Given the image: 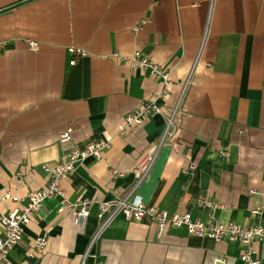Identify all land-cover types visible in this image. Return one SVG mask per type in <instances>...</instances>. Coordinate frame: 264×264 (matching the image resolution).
I'll return each mask as SVG.
<instances>
[{"label": "crops", "instance_id": "0c3cea01", "mask_svg": "<svg viewBox=\"0 0 264 264\" xmlns=\"http://www.w3.org/2000/svg\"><path fill=\"white\" fill-rule=\"evenodd\" d=\"M0 42V215L41 189L42 166L68 148L111 142L62 181L70 201L92 202L89 219L77 225L59 213L60 196L45 200L4 264H245L239 242L185 226L160 234L123 214L90 243L98 202L125 196L154 155L137 191L146 205L264 227V210L253 214L264 205V0H0ZM136 50L170 72L168 85L112 57ZM158 95L162 111L120 134L124 117ZM200 197L222 207L199 208ZM39 237L49 240L43 253ZM256 247L264 264V241Z\"/></svg>", "mask_w": 264, "mask_h": 264}, {"label": "built area", "instance_id": "2783aa9c", "mask_svg": "<svg viewBox=\"0 0 264 264\" xmlns=\"http://www.w3.org/2000/svg\"><path fill=\"white\" fill-rule=\"evenodd\" d=\"M5 44L7 43L0 42V49ZM38 47L39 44L37 42H29V48L31 50H37ZM69 52L74 54L76 58L85 55L84 51L73 47L69 49ZM112 57L115 60L130 63L133 67L148 71L152 78L162 80L166 85L170 82V72L143 55L140 50H136L130 55H123L116 52L112 54ZM160 97L161 95H158L151 100L142 101L135 110L126 115L123 122L119 125V133L133 131L136 126L143 124L152 114L160 113L162 111L161 106L158 104ZM174 114L167 120L168 128L173 125ZM70 139L71 130L61 135L60 142L68 143ZM110 145V141L101 139L90 141L83 147L72 146L64 152L62 160L58 164L54 166L45 164L42 166L47 173L45 185L39 190L30 192L24 205L13 209L8 214L0 215V223L2 226V232L0 233V264L6 262L12 249L22 240L25 228L30 223L31 217L41 209L45 200L60 196L59 213L71 215L73 222L77 225L84 224L89 219L92 202L90 200L70 201L62 188V181L70 177L87 157L102 160L104 158L103 152ZM222 153L228 155V151H222ZM155 158V155L147 156L137 165L135 170L143 171V176L137 180L125 196L98 202L99 209L97 217L101 223L98 231L92 237L90 245H94L102 231L110 224L115 216L123 214L130 220L155 224L160 234H163L170 228L185 226L190 235L200 237L208 236L215 241L239 242L242 245L240 257L245 264H262L256 243L264 241L263 226L238 225L234 223L224 224L214 223L212 221L205 223L194 219L189 212L169 213L158 207L146 205L137 191L146 174L152 168ZM112 173L115 176L124 175L118 169H113ZM5 198L12 199L16 202L20 201V198L11 193H7ZM196 205L199 208L212 210L222 207V204L213 201L209 197L198 198ZM263 210L264 205L259 206L253 210V214L255 216L261 215ZM48 242L47 237L36 238L34 245L35 251L37 253H43Z\"/></svg>", "mask_w": 264, "mask_h": 264}]
</instances>
